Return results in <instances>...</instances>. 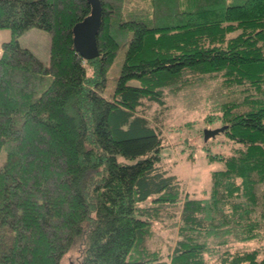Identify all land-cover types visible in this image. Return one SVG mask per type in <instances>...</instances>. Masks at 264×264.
<instances>
[{
	"label": "trees",
	"instance_id": "trees-1",
	"mask_svg": "<svg viewBox=\"0 0 264 264\" xmlns=\"http://www.w3.org/2000/svg\"><path fill=\"white\" fill-rule=\"evenodd\" d=\"M185 1L99 0L86 59L72 28L88 0H0V264H60L73 248L78 264H264V246L235 244L264 237V0ZM32 27L49 33L47 63L19 43ZM206 81L234 95L205 115L233 146L205 148L222 167L195 197L164 166L153 120ZM168 211L177 238L163 254L145 241Z\"/></svg>",
	"mask_w": 264,
	"mask_h": 264
},
{
	"label": "rangeland",
	"instance_id": "rangeland-1",
	"mask_svg": "<svg viewBox=\"0 0 264 264\" xmlns=\"http://www.w3.org/2000/svg\"><path fill=\"white\" fill-rule=\"evenodd\" d=\"M175 5L184 9L190 4L188 1L179 0L178 3L175 2ZM32 28L41 30L49 36V33L44 29ZM36 39L37 37L33 35V31L30 30L21 37L20 43L34 47L33 43ZM124 53L125 47L120 48L107 70L105 88L102 92L107 98L114 92ZM233 96L219 82L206 81L201 85L189 87L183 94L169 97L167 99L168 106L161 113L163 122L153 120L162 130L163 140L166 144L162 150L164 166L183 181L184 188L191 196H206L211 181L210 171L222 167L221 161L207 159L205 148H209L211 152H221L223 154L232 151L233 144L228 141L224 134L218 132L213 137L205 140L203 129L220 126L219 121H208L205 115L213 110L212 108L216 102ZM144 105L149 116L157 108V102L148 98L144 99ZM5 158L6 152L1 148L0 166ZM262 188V184L257 185L259 193L263 192ZM179 210L180 205L173 208L176 214ZM174 220L175 218L170 211L164 213L162 219L154 225L152 236L146 238V246L150 249H157L163 254L171 250L177 238V230L173 226ZM262 233L264 234V227ZM235 244L249 247L260 244L264 246V237L257 241L236 242ZM79 258L80 250L73 248L63 255L60 264H78Z\"/></svg>",
	"mask_w": 264,
	"mask_h": 264
},
{
	"label": "water",
	"instance_id": "water-1",
	"mask_svg": "<svg viewBox=\"0 0 264 264\" xmlns=\"http://www.w3.org/2000/svg\"><path fill=\"white\" fill-rule=\"evenodd\" d=\"M91 4L90 13L82 20L73 25V43L78 53L86 59L98 55L96 44V34L99 26V13L101 5L99 0H88ZM224 126L214 128H204L203 138L206 140L222 131Z\"/></svg>",
	"mask_w": 264,
	"mask_h": 264
},
{
	"label": "crops",
	"instance_id": "crops-1",
	"mask_svg": "<svg viewBox=\"0 0 264 264\" xmlns=\"http://www.w3.org/2000/svg\"><path fill=\"white\" fill-rule=\"evenodd\" d=\"M30 30L33 31V35H35L37 37V39L33 43L34 47L22 45L20 43V39L25 34V32L19 36V43L22 46H27L34 54L39 56V58L43 62L47 63L48 59H49L50 36H47V34H45V32H41V30H36L35 28H30L26 32H28ZM9 37H10L9 30L6 28H0V52H1V42L6 41L7 39H9Z\"/></svg>",
	"mask_w": 264,
	"mask_h": 264
}]
</instances>
